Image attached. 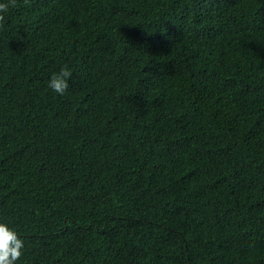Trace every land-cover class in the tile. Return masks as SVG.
Masks as SVG:
<instances>
[{"label":"trees","instance_id":"trees-1","mask_svg":"<svg viewBox=\"0 0 264 264\" xmlns=\"http://www.w3.org/2000/svg\"><path fill=\"white\" fill-rule=\"evenodd\" d=\"M0 223L16 264H264V0H17Z\"/></svg>","mask_w":264,"mask_h":264},{"label":"clouds","instance_id":"clouds-1","mask_svg":"<svg viewBox=\"0 0 264 264\" xmlns=\"http://www.w3.org/2000/svg\"><path fill=\"white\" fill-rule=\"evenodd\" d=\"M17 0L0 3V28L4 26L9 7H16ZM27 3V0H25ZM72 72L65 65L58 73H53L48 80V87L58 95L63 96L69 88L68 81ZM24 242L17 232L6 224L0 223V264H16L23 255Z\"/></svg>","mask_w":264,"mask_h":264}]
</instances>
